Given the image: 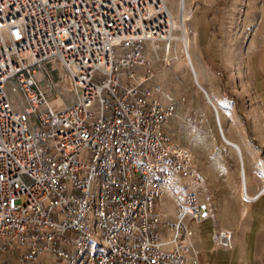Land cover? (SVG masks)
<instances>
[{
  "label": "built area",
  "instance_id": "2783aa9c",
  "mask_svg": "<svg viewBox=\"0 0 264 264\" xmlns=\"http://www.w3.org/2000/svg\"><path fill=\"white\" fill-rule=\"evenodd\" d=\"M171 3L0 0V264L198 263L210 206L175 185L203 181L166 130L161 84L144 87L188 42Z\"/></svg>",
  "mask_w": 264,
  "mask_h": 264
},
{
  "label": "rangeland",
  "instance_id": "374dc122",
  "mask_svg": "<svg viewBox=\"0 0 264 264\" xmlns=\"http://www.w3.org/2000/svg\"><path fill=\"white\" fill-rule=\"evenodd\" d=\"M171 1L191 15L188 42L169 67L152 65L147 89L161 84L160 103L174 105L166 130L191 152L203 181L175 185L181 198L193 190L210 206L197 264H264V196H251L264 181V0ZM33 78L43 80L38 72ZM6 91L24 104L11 83ZM194 117L203 122L190 133ZM219 230L231 233L232 249L214 247Z\"/></svg>",
  "mask_w": 264,
  "mask_h": 264
},
{
  "label": "crops",
  "instance_id": "0c3cea01",
  "mask_svg": "<svg viewBox=\"0 0 264 264\" xmlns=\"http://www.w3.org/2000/svg\"><path fill=\"white\" fill-rule=\"evenodd\" d=\"M145 88H147V83L145 84V86H144ZM153 87V86H152ZM238 147V146H237ZM238 149H239V147H238ZM240 150V154L239 155H241V149H239ZM238 154V153H237ZM238 155V156H239ZM242 179H243V174H242ZM242 186H245V183H244V180H243V182H242ZM247 186V185H246ZM248 190V189H247ZM255 191V190H254ZM255 193L256 192H254L253 194H251V196H256L255 195ZM208 219V218H207ZM207 219H205L204 221H201V222H199V223H196V224H194L193 225V241L195 242V244H196V246L197 247H201L202 246V240H203V236H204V227H202V225L204 224V222H206V220ZM206 232V231H205ZM213 242H215V241H213ZM201 250V249H200ZM201 259V258H200Z\"/></svg>",
  "mask_w": 264,
  "mask_h": 264
},
{
  "label": "bare ground",
  "instance_id": "6f19581e",
  "mask_svg": "<svg viewBox=\"0 0 264 264\" xmlns=\"http://www.w3.org/2000/svg\"><path fill=\"white\" fill-rule=\"evenodd\" d=\"M235 149H237V147ZM262 183H263L262 186L264 187V181ZM255 195H256V196H254L255 199H257L259 196L262 197L261 195H258L257 192L255 193ZM231 240L230 239L229 240H226L225 239L223 242H224V244H227L228 245L230 242H232ZM231 246H232V243H231Z\"/></svg>",
  "mask_w": 264,
  "mask_h": 264
},
{
  "label": "water",
  "instance_id": "95a60500",
  "mask_svg": "<svg viewBox=\"0 0 264 264\" xmlns=\"http://www.w3.org/2000/svg\"><path fill=\"white\" fill-rule=\"evenodd\" d=\"M222 137H223V140L226 142V144H228L229 146H231L233 148H236V145L234 143H230L229 141H227L223 135H222Z\"/></svg>",
  "mask_w": 264,
  "mask_h": 264
}]
</instances>
